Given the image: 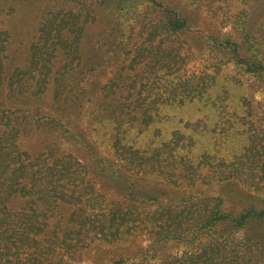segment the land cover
Segmentation results:
<instances>
[{
	"label": "rangeland",
	"instance_id": "374dc122",
	"mask_svg": "<svg viewBox=\"0 0 264 264\" xmlns=\"http://www.w3.org/2000/svg\"><path fill=\"white\" fill-rule=\"evenodd\" d=\"M147 1L0 0V41L11 42L12 61L28 58L25 68L16 71L20 77L30 76L31 67L40 64L50 66L58 77L67 76L82 63L84 71L90 68V73L102 69L103 83L118 70L133 74L143 69L130 58L132 49L142 42L138 30ZM156 3L159 16L177 17L183 26L178 37L166 40L167 44L175 42L181 52L177 71L189 76L206 72L205 83L211 86L195 90L193 98L159 103L153 122L144 128L140 124L127 127L126 116L113 118L110 108L103 115L97 111L85 115L83 120L74 117L77 113L60 120L57 155L70 153L83 163L84 198L94 197L96 190L105 204L100 210L58 204L49 212L53 215L50 221H58V234L74 233L81 222L96 229L101 221L109 222L106 217L114 220L124 216L126 220L117 240L97 241L76 254L71 264H109L120 258L122 264H158L163 258L196 251L209 237L201 235L200 244L159 242L156 232L165 219L180 214L184 224L186 219L190 222L200 217L207 209L204 198L210 195L222 196L224 208L264 204V0ZM155 43L147 51L145 69L149 71L167 45L159 49ZM129 49L131 53H127ZM257 64L262 66L255 69ZM121 93L114 87L109 99L117 104ZM49 102L45 100L42 107L48 109ZM56 112L60 110H49L59 118ZM46 118L41 138L51 135L45 133L52 131ZM196 120H200L196 130L184 128L185 121ZM176 129L194 139L187 150L190 158L207 156L199 164L201 177L195 185L174 184L156 173L136 175L121 170L115 161L116 134L123 143L152 149L167 141ZM119 201L123 213L115 211L117 215L107 216L108 210L118 208ZM36 205L39 211L40 205ZM23 207L31 212L30 204ZM42 236V232L37 234L40 239ZM235 236H264V221L252 220Z\"/></svg>",
	"mask_w": 264,
	"mask_h": 264
},
{
	"label": "trees",
	"instance_id": "16d2710c",
	"mask_svg": "<svg viewBox=\"0 0 264 264\" xmlns=\"http://www.w3.org/2000/svg\"><path fill=\"white\" fill-rule=\"evenodd\" d=\"M94 1L102 3V0ZM147 4L138 30L142 42L132 49L130 58L133 64H142L143 69L133 74L118 70L103 83L100 82L102 69H92L94 72L90 73V68L84 71L82 63L76 64L78 69L74 72H65L67 76L58 77L49 70L50 66L40 64L31 67L30 76L20 77L16 71L25 68L28 58L12 61L9 59L11 42L0 41V264H71L76 254L80 255L81 250L97 241L113 243L125 225L124 216L114 220L106 217L109 222L101 221L96 229L87 228L81 222L74 233L60 235L58 221H50L53 215L49 212L60 203L95 210L102 209L105 204L103 195H96V190L94 197L84 198L81 190L86 184V169L83 163L70 153L57 155L62 118L77 113L74 117L83 120L85 115L95 111L103 115L110 108L113 118L126 116L127 127L140 124L144 128L153 122L159 103L177 97L181 100L193 98L195 90L211 86L205 83L206 72L189 76L177 71L181 52L175 42L167 44L166 40L176 37L183 26L177 17L159 16L156 0H148ZM155 41L159 49L167 45L149 71L145 69L147 51ZM260 66L257 64L255 69ZM262 71L264 73V69ZM114 87L122 90L117 104L109 99ZM45 100L51 101L48 109L42 107ZM51 109L60 110L56 112L59 118L54 112L49 113ZM45 117L52 126V131L45 133L51 137L41 138ZM199 125L200 120L183 123L184 128L193 130ZM116 140L114 159L121 170L136 175L156 173L179 185H195L201 177L199 164L207 156L189 157L187 150L194 142L191 134L173 130L167 141L152 149L123 143L119 134ZM124 198L123 195L122 202ZM204 200L205 214L190 222L186 219L184 224L177 214L165 219L164 228L160 226L156 233L159 242L177 240L200 244L201 235H208L206 242L196 245L194 252L163 258L158 264H264V236H235L252 220L264 221V204L224 208L222 196L210 195ZM122 202L119 201L118 208L108 210L107 216L117 215V211L123 213L119 210ZM26 204L31 205L29 213L24 210ZM36 204L40 205L39 211ZM111 227L113 232L109 231ZM40 232L42 239L37 237ZM123 261L115 259L109 264H122Z\"/></svg>",
	"mask_w": 264,
	"mask_h": 264
}]
</instances>
